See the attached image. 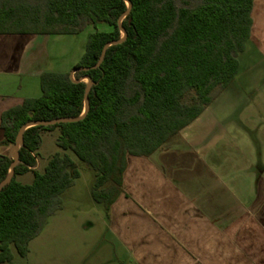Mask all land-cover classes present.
I'll return each mask as SVG.
<instances>
[{
  "label": "trees",
  "instance_id": "obj_1",
  "mask_svg": "<svg viewBox=\"0 0 264 264\" xmlns=\"http://www.w3.org/2000/svg\"><path fill=\"white\" fill-rule=\"evenodd\" d=\"M128 2L132 7L129 14ZM255 0H0V36L91 34L72 73L42 74L39 98L2 114L5 145L23 134L15 176L0 192V264L23 259L48 220L63 210L64 195L81 172L93 175L91 195L107 217L123 194L128 157L150 158L194 123L236 80L251 39ZM123 20V21H122ZM120 21L122 24L120 25ZM124 42L105 47L123 39ZM104 55L100 67L96 68ZM89 78L92 86L87 94ZM59 132L43 172L38 157L44 133ZM14 159L0 155V184ZM33 174L31 184L18 177Z\"/></svg>",
  "mask_w": 264,
  "mask_h": 264
},
{
  "label": "crops",
  "instance_id": "obj_2",
  "mask_svg": "<svg viewBox=\"0 0 264 264\" xmlns=\"http://www.w3.org/2000/svg\"><path fill=\"white\" fill-rule=\"evenodd\" d=\"M252 19L234 83L163 150L128 157L109 217L90 189L92 211L81 224L93 233L81 242L89 253L56 264H264V0H255ZM48 37L0 36V155L13 148L5 145L2 114L28 99L18 78L41 85ZM11 87L17 94L4 93ZM64 209L31 249L41 237L57 238L51 221Z\"/></svg>",
  "mask_w": 264,
  "mask_h": 264
},
{
  "label": "rangeland",
  "instance_id": "obj_3",
  "mask_svg": "<svg viewBox=\"0 0 264 264\" xmlns=\"http://www.w3.org/2000/svg\"><path fill=\"white\" fill-rule=\"evenodd\" d=\"M111 30L112 28L109 25L100 24L96 27L89 26L79 35L49 36L48 46H46L43 55L39 58V65L46 72L70 73L74 66L82 59L90 35L96 32H110ZM10 78V80H17L13 77ZM73 79H75V74L73 75ZM18 80L19 83L24 82L25 91L23 95L27 98L41 97L42 90L41 85L38 86V79L21 77L18 78ZM84 82L88 83V80H84ZM4 93L9 95L17 94V88H8ZM56 137L57 134L50 133H44L42 136V146L36 168L40 172L44 171L50 158L57 152H60L56 145ZM66 153L74 159L76 168L81 172V178L77 180L76 186L65 196V209L61 217L51 221L53 227H58L57 231H59V235L51 241H45L46 243H43L42 237L38 239V241L32 245V249L30 248L31 253L26 259L27 264H56L54 258L60 257L61 259H70L76 252H81L82 255L89 253V247H85V245L82 246L81 242L85 240L89 241L93 233L83 230L81 224L89 220L87 214L89 211H92L90 189L94 178L73 154L70 152ZM33 180L32 174L18 177V181L24 184H31ZM79 208H87L88 210L87 212L85 210L82 213H78ZM78 218L80 220H77ZM15 263H25V260L16 252Z\"/></svg>",
  "mask_w": 264,
  "mask_h": 264
},
{
  "label": "water",
  "instance_id": "obj_4",
  "mask_svg": "<svg viewBox=\"0 0 264 264\" xmlns=\"http://www.w3.org/2000/svg\"><path fill=\"white\" fill-rule=\"evenodd\" d=\"M128 5H129V11H128L127 14L124 16L123 19H125V17L129 14L130 9H131V7H132V5H131L130 2H128ZM122 21H123V20H122ZM122 21H120V25L122 24ZM121 31H122V34H123V36H124L123 39H122L121 41H119V42H115V43H111V44L107 45V46L105 47V50H104V55H105L107 49H108L110 46H112V45H116V44H120V43H122V42H124V41L126 40V38H127V33L125 32L124 29H121ZM104 55H103L101 61H100V62L98 63V65L96 66V68H98V67L101 66V64H102V62H103V59H104ZM75 73H76V71L73 70V72H72V78H73V75H74ZM84 80H88V83H87V84H88L87 94H89L90 89H91V86H92V81H91V79H89V78H84L83 81H84ZM88 111H89V99L86 98V108H85V112H84V115H83L80 119H59V120H55V121H51V122L30 123V124H27L26 126H24V127L21 129L20 136H19V138H18L16 144L13 146V148H12V150H11V152H10V156L14 159V163H13V165H12V167H11V171H10L8 177L6 178V180H4V181L0 184V192H1V190H2L7 184H9V183L12 181V179H13L14 176H15V171H14V170H15V167L17 166V164H18V161H19V160H18V159H19V150L21 149V147L23 146V143H24V142H23V134H24V132H25L27 129H29L30 127H33V126H37V125L52 126V125H56V124H60V123H67V122L79 121V120H81V119H82V118L88 113Z\"/></svg>",
  "mask_w": 264,
  "mask_h": 264
}]
</instances>
